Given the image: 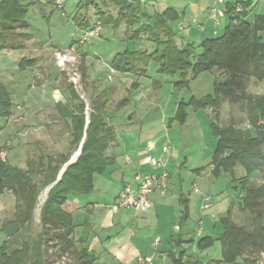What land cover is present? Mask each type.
<instances>
[{
  "label": "crops",
  "instance_id": "obj_1",
  "mask_svg": "<svg viewBox=\"0 0 264 264\" xmlns=\"http://www.w3.org/2000/svg\"><path fill=\"white\" fill-rule=\"evenodd\" d=\"M36 1L40 15L46 19L45 8L49 4L44 0ZM225 1L229 5L247 4L246 21H252L256 17L264 19V0ZM79 2L82 3V0ZM79 2L75 4V13ZM141 5L144 13L150 17L167 9L175 11L178 18L170 26L176 33L175 42L178 46L188 44L198 46L205 39L221 36L228 25L227 16L220 20L219 25L209 17L208 10L213 5L212 0H142ZM105 11L116 15L113 8L109 7ZM70 22L73 32L63 39L39 40L38 34L31 30L30 26V38L23 50L0 51V82L6 87L11 100L15 98L10 118L0 119V150L9 143V147L6 148V162L13 166L21 163V166H16L20 169H25L26 160L39 152H45L50 156L71 153L70 160L85 137L83 134L77 149L72 151L70 144L72 132L67 122L60 117L57 105L62 104L66 111H71L74 103L68 87L69 95L63 94L59 75L51 77L46 69L49 62L53 61L55 51L68 47L75 52L79 51V45L76 43L85 28L80 29L72 20ZM92 25L93 23L89 21V26ZM101 29L104 32L100 37L106 41H112L117 37L121 42L119 47L126 42L132 46L125 49L148 53L153 49L152 43L144 39L135 43L128 42L125 24L116 29L111 26ZM262 35L264 37V32ZM113 50L107 54L111 57L103 61L108 72L113 74L112 80H109L110 75H107L111 84L103 88L99 82H94L93 74L84 64L90 54L91 56L94 54L86 45L80 49L82 74L90 91L89 105L79 96L85 105L84 130L89 124L90 103L92 100L100 99L105 102L103 115L107 125L114 130L115 141L106 152V156L111 157L113 162L101 173L93 175L91 191L82 195L70 194L65 202L64 209L70 215L74 227L72 233L74 245L87 251L92 264H138V257L149 255L154 257L153 264H176L173 259H180V264H223L221 246L217 240L223 231L221 220L230 214L232 221L236 223L235 208L239 210V199L243 196L239 188L245 172L238 166L229 171L221 168L215 170L212 159L217 139L210 130V121L209 127L207 126L209 128V132L206 133L207 139L203 134L205 138L203 144L210 141L211 137L214 140L210 141L211 146L205 151V155L208 154L209 157L208 167L205 165L193 168L196 167L195 164L189 166L186 171L188 173L184 174V177L191 178L187 188L181 175V169L185 168L191 157L196 154L192 149L193 142L190 144L187 137L189 135H186L187 110L192 109L200 120L203 117L202 112L209 110L195 109L188 103L191 99L199 101L210 94L198 92L197 96H191L187 102L179 100L177 95L167 93L171 87L175 89L179 76L158 75L153 64L148 66L143 76L118 73L110 67V61L115 54L124 50L117 48ZM21 59H35L37 63L33 67L19 70ZM176 77L177 81H173ZM212 77L214 83V76ZM190 79L192 78L189 74L188 85ZM58 83L59 86L56 85ZM263 91L264 89L261 94ZM50 92L51 100L46 97L47 94L45 95ZM124 99H128L127 102L117 109ZM180 103L186 105L184 108L186 118L183 124L175 120ZM198 124L200 125V122ZM199 128L205 129L203 126ZM165 145L170 148L168 154L162 153ZM151 158L158 159L166 165V171L169 173L167 193L152 195L151 208L145 213L116 207L117 197L123 187L126 185L135 187L134 176L150 171ZM221 182H224V185L219 186ZM193 185L197 187L198 193L193 192ZM204 196L209 198L208 209H202L205 204ZM184 205L188 209L186 220L182 218ZM15 206V197L10 192L6 191L0 195V217L9 213L12 215L9 220L0 222V234L5 236L3 243L7 244L8 251L20 248L22 242L29 237V234L25 238L21 235L13 242L11 235L24 234L27 231L17 230L13 225L4 228V224L13 219ZM193 221L195 223H192ZM202 238H209L212 244L200 249L198 242ZM155 241H158L157 245ZM12 243L17 245L11 246Z\"/></svg>",
  "mask_w": 264,
  "mask_h": 264
},
{
  "label": "trees",
  "instance_id": "obj_2",
  "mask_svg": "<svg viewBox=\"0 0 264 264\" xmlns=\"http://www.w3.org/2000/svg\"><path fill=\"white\" fill-rule=\"evenodd\" d=\"M53 5V0H44ZM142 0H82V8H94L97 21L102 27L116 29L126 26V40L131 43L147 40L153 45L151 52L125 49L110 61V67L122 74L143 76L150 64L156 66L158 75L179 76L176 87L188 86L187 77L194 79L201 73L214 76L213 93L189 105L197 109L217 110L226 104L236 109L252 129H241L232 118L221 126L217 112L210 121V130L217 139V147L212 163L215 170L224 171L241 167L245 177L241 182L243 196L239 204L240 212L248 217L247 226H238L228 214L221 220L223 231L218 237L223 264H255V258L264 252V184L251 186L250 179L255 173H264V91L260 95L249 92L252 81L264 82V19L256 17L246 21L247 4H241L243 12L234 14L235 5L227 4L228 25L221 36L205 39L198 46L192 44L178 46L176 33L170 24L177 20L171 9L163 13L147 16L141 5ZM36 0H0V51H17L25 48L30 36L26 21L30 6ZM113 8L116 15L106 12ZM144 20V21H143ZM73 22L80 29L91 28L89 21ZM80 47L85 44L76 43ZM88 44V43H87ZM35 59H21L19 70L33 67ZM74 103L71 111L58 104L60 117L72 132V151L76 150L83 134L85 140L77 160L66 168L60 180L49 190L39 214L40 233L22 242L20 248L8 251L6 243L0 246V264H49L48 252L55 257L72 255V264H92L85 249L78 248L72 241L73 225L64 205L70 194H87L92 189V177L111 165L113 159L106 156L115 141L114 130L104 117L105 102L92 100L89 124L85 128V105L80 100L73 85L68 86ZM128 99L119 103L124 106ZM185 104L178 105L175 120L183 124L186 118ZM12 114V100L6 87L0 82V119H8ZM5 146V145H4ZM71 151V152H72ZM71 153L50 156L45 152L26 160L25 169H20L0 160V195L10 192L16 200L13 219L4 224L16 229L29 230L33 212L40 192L55 183L61 168L68 162ZM185 203V202H184ZM182 218H188L184 205ZM10 234V233H9ZM11 235V234H10ZM212 244L209 238L198 242L200 249ZM253 259H250L249 257ZM255 257V258H254ZM180 264V259H173Z\"/></svg>",
  "mask_w": 264,
  "mask_h": 264
},
{
  "label": "rangeland",
  "instance_id": "obj_3",
  "mask_svg": "<svg viewBox=\"0 0 264 264\" xmlns=\"http://www.w3.org/2000/svg\"><path fill=\"white\" fill-rule=\"evenodd\" d=\"M42 1L43 0H41L40 2H42ZM79 1L80 0H65L64 10H62V11H59L58 9H56L54 3H53L54 7L51 5H47L45 8V12L47 14L46 19H44L40 15L39 6L37 4H35L33 6H30L29 11H28V15L26 17V21L31 26V30L35 31L38 34L39 40H45L47 38L49 40H50V38H52V39L56 38L57 40L63 39L66 36H69L71 34V32H73L70 21L71 20L73 21L75 14H76L75 17H77V19L82 23H84L85 20L91 21L93 23V25H95L98 22L96 20L94 8L90 7L88 9H84V8H82L81 2H79ZM77 2H79V3L76 6V13H75L74 8H75V4ZM50 14L52 16H49ZM101 28H102V26L100 24L101 32H99V35L91 38L89 43L85 44L86 48L90 49L91 53L94 54V56H91V54H90V57L85 60L84 64L86 67H88L90 69L91 74H93L94 82H96V83L99 82L103 88H106L107 86H109L111 84L107 79V75L109 74L110 77L113 76V74H110L108 72V70L105 68L104 63H103L104 60L109 59L111 57V56L107 55V54H110L108 52H111L113 50V48L124 50L125 48H127V46H132V45H129L126 42H124L122 44V47H119V46H121V42H119V39L117 37H115L112 41H109V40L106 41L103 37H100V35L102 36L103 32H104V30H102ZM27 32L29 34L30 29H28ZM77 35L79 36V33H77ZM74 43H76V41ZM81 48L82 47H80V49ZM69 49H70V47H68L67 49L58 50V51H55L54 54L56 52H62V53L68 52ZM80 49H79V51L73 52L75 60L71 63V65L67 66V69L60 70L57 68L56 62L54 59V54H53V61L49 62L48 68H46V69H47V71H49V74L51 77H56L57 75H59L60 81H61L60 82V88H61V90H63L62 92L65 96L69 95V93L67 91V87L70 84H72L73 87L75 88L76 92L79 94L80 98H82L89 105L90 91H89L88 85L86 84V80L84 78V75L82 74L83 62L81 60V57H82L81 53L82 52H80ZM73 73H76V75H77V80L75 82V85L71 81ZM177 78L178 77L174 78L173 81H177ZM50 81H52V80L50 79ZM56 85L59 86V83ZM25 86H27V85H25ZM173 89L174 88L171 87L169 89V91H167V93L169 94V92H171V94H174V96L177 95L179 100H183L185 102H187L191 96H193V95L197 96L198 92L200 94H206V93L212 94L213 93V77H212V74H210L208 72L201 73L196 78L190 79L189 85L187 87L180 88V87L175 86V89L174 90ZM263 89H264V82L256 83V82L252 81L249 85V92H251L254 95H260L261 91ZM24 91H26V90H24ZM24 91L22 90V92H24ZM45 95H46V97L50 98V100H51L52 92L45 93ZM14 100H15V98H12V104H15ZM213 109L214 108H211L209 110H205L206 112L203 111L202 112L203 117L201 118V120L199 118H197V116H195L196 114L193 113L192 109L189 108L187 110L188 122H187V124H185L186 125L185 130L187 129L186 135H189L187 137L190 139V144L193 142L194 145H193L192 149L195 150L196 154L191 157L188 164L185 165V168L181 169L182 179L184 180L186 188L190 185V180H191V178L189 176L184 177V174L188 173L186 171H188L189 166H192L193 164H195L196 167H193V168H201V166H205V165H207V167H208V164H209L208 158L209 157H208V154L205 155V151L209 150V148H210L209 146H211L210 141L214 142V140L211 137V138H209V140L210 139L211 140L206 141L205 144H203V140H205V138L207 139L206 133L209 132L208 124H209V121H211V118H213L214 113L217 112L218 115H217L216 119L221 126L227 125L229 119L232 118V120L235 121L238 125H241L240 126L241 129L245 128V125H246L245 118L235 108L232 110L226 104H224L220 108H218L217 110L214 109V111H212ZM47 121H51V120H47ZM199 122H200V125L198 124ZM0 123H1V120H0ZM61 125L62 124H59V126H61ZM199 126H203V127H205V129H200ZM206 129H208V130L206 131ZM64 133L65 132H63V134ZM190 134H191V136H190ZM203 134L205 135V138H204ZM197 141H200V143H196ZM177 164H179V163H177ZM15 165L21 166V163H17ZM207 171H209V170H207ZM223 180H224V178H223ZM250 180L251 181H250L249 185H251V186L262 185V184H264V173H262V172L255 173L251 177ZM220 185H224V182H221L219 184V186ZM45 189H43L40 192V194L37 198L35 209L33 212V221H32L31 227L24 234L17 233V234L11 235L14 239L13 242L17 241L19 239V237H21V235H23L24 238H25V236H27V234H29L28 236L32 237V238L36 237V234L40 230V227H39L40 210H41V207H42V205H43V203L47 197L46 192H44ZM239 190H240V193H242V195H243L242 189L239 188ZM42 193L45 195V199L42 203H40L39 199H40L41 195H43ZM239 201H241V199H239ZM11 217H12V215L10 213L5 214V216L3 215L0 217V222L3 220L7 221ZM234 221L236 222V224L238 226H247L249 223L247 215L240 212V210L237 211L236 208H235V219H234ZM192 223H195V221H193ZM0 225H1V223H0ZM4 241H5V236L3 234L2 235L0 234V246L3 244ZM16 245H17L16 243L11 244V246H14V247ZM52 251L53 250L49 249V252L47 253L49 264H72L73 263L74 257L72 255L65 254V255H61L59 257H55V255L52 254ZM249 258L253 259L251 256Z\"/></svg>",
  "mask_w": 264,
  "mask_h": 264
},
{
  "label": "built area",
  "instance_id": "obj_4",
  "mask_svg": "<svg viewBox=\"0 0 264 264\" xmlns=\"http://www.w3.org/2000/svg\"><path fill=\"white\" fill-rule=\"evenodd\" d=\"M202 1V0H196ZM213 5L208 10L209 17L213 20L216 25H219L220 20L226 17L227 9H226V1L225 0H212ZM263 0H256V2H260ZM55 8L59 11L64 10L65 0H53ZM243 12V8L241 4L235 5L234 14H241ZM100 32V23L97 22L91 28L85 30L79 39L80 44L89 43L90 39L98 36ZM73 52H75L72 48L69 49L68 52H56L54 54V59L56 62V66L60 70L67 69L68 65L75 60ZM73 55V56H72ZM72 82L75 85L77 80L76 73H73ZM112 80V77L108 78ZM17 121V120H16ZM245 129L251 130L252 127L249 124L245 125ZM9 147V143H6L4 148L0 150V160L6 161V148ZM169 146L165 145L162 148V153H169ZM151 169L149 172L144 174H137L134 176L135 187L130 185H126L120 191L117 200L116 207L122 208L125 210H133L135 212H147L151 208V196L158 193L164 195L168 191V180L169 173L166 171V165L164 162L151 158L150 159ZM192 190L194 193H198V189L195 185L192 186ZM204 206L202 209H208V201L209 198L204 196ZM200 232V230H198ZM158 244V241H155V245ZM154 257L149 255L146 257H138V264H153ZM255 264H264V252L259 253L255 260Z\"/></svg>",
  "mask_w": 264,
  "mask_h": 264
},
{
  "label": "water",
  "instance_id": "obj_5",
  "mask_svg": "<svg viewBox=\"0 0 264 264\" xmlns=\"http://www.w3.org/2000/svg\"><path fill=\"white\" fill-rule=\"evenodd\" d=\"M214 111V109L212 110ZM86 124H88V117H87V122ZM84 138L83 137V140L81 141V144L79 145V148L78 150L76 151V153L71 157V159L61 168L58 176H57V179L55 181V183L51 184L50 186H48L44 192H46V194L49 192V190L60 180L62 174L64 173V171L66 170L67 167H69L70 165H72L76 160L77 158L79 157L80 153H81V147H82V144H83V141H84Z\"/></svg>",
  "mask_w": 264,
  "mask_h": 264
},
{
  "label": "bare ground",
  "instance_id": "obj_6",
  "mask_svg": "<svg viewBox=\"0 0 264 264\" xmlns=\"http://www.w3.org/2000/svg\"><path fill=\"white\" fill-rule=\"evenodd\" d=\"M42 194H43V193H42ZM44 199H45V195L43 194V195H41V197H40V199H39L40 203H42V202L44 201Z\"/></svg>",
  "mask_w": 264,
  "mask_h": 264
}]
</instances>
